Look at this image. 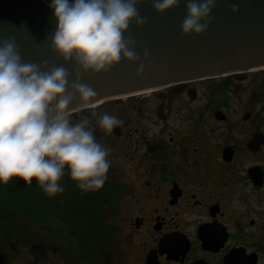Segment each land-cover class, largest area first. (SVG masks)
I'll return each mask as SVG.
<instances>
[{
    "label": "flooded vegetation",
    "instance_id": "af4514ba",
    "mask_svg": "<svg viewBox=\"0 0 264 264\" xmlns=\"http://www.w3.org/2000/svg\"><path fill=\"white\" fill-rule=\"evenodd\" d=\"M231 75L173 87L200 105L185 109L183 130L169 137L170 170L161 163L143 174L144 194L106 264H264V108L252 104L264 99L249 93L234 110L241 78ZM204 82L215 88L198 98Z\"/></svg>",
    "mask_w": 264,
    "mask_h": 264
},
{
    "label": "clouds",
    "instance_id": "9594fccd",
    "mask_svg": "<svg viewBox=\"0 0 264 264\" xmlns=\"http://www.w3.org/2000/svg\"><path fill=\"white\" fill-rule=\"evenodd\" d=\"M141 2L51 0L57 25L49 47L65 62L74 61L76 78L71 82L72 73L65 67L25 62L13 39L0 40V183L7 185L17 177L30 186L35 180L51 198L64 191L59 181L67 170L84 193L103 187L111 164L109 150L97 140L88 119L73 123L72 105L78 97L77 108L86 110L97 95L81 82L84 74L107 72L122 57L132 63L140 60L135 40L125 32L132 21L137 27L147 22L137 8ZM178 4L152 0L157 13ZM215 6L216 0H188L182 34L204 33ZM238 10V4L231 5L233 13ZM121 123L107 113L98 121L108 133Z\"/></svg>",
    "mask_w": 264,
    "mask_h": 264
},
{
    "label": "rangeland",
    "instance_id": "374dc122",
    "mask_svg": "<svg viewBox=\"0 0 264 264\" xmlns=\"http://www.w3.org/2000/svg\"><path fill=\"white\" fill-rule=\"evenodd\" d=\"M231 76L241 78L234 82L235 92L242 95L231 101L234 110L242 108L249 93H257L256 98L264 99V70ZM214 88L204 82L195 87V92L198 98H207ZM200 102L174 94L168 88L110 100L98 109L91 108L71 117L73 123L88 119L97 140L109 150L111 164L107 180L100 191H89L90 196L82 197L77 211H72L75 205L68 190L63 196L57 193L51 203L46 201L48 204L41 208V213H14L11 205H0V264H106L108 259L116 257L125 224L135 214L139 197L144 194L139 185L145 178L143 174L161 163L170 170L172 159H165L171 156L170 152L162 154L165 148L168 150L169 137L178 136L183 130L181 119L185 109H195ZM263 102L252 104L256 109L264 108ZM105 113L122 121L110 133L98 124ZM174 143L178 145V139ZM173 149L176 154L172 157L178 162L179 145ZM67 175L63 178L68 183H77ZM12 181L7 185L0 183V187H6V191ZM5 195L0 194V199L7 200Z\"/></svg>",
    "mask_w": 264,
    "mask_h": 264
},
{
    "label": "water",
    "instance_id": "95a60500",
    "mask_svg": "<svg viewBox=\"0 0 264 264\" xmlns=\"http://www.w3.org/2000/svg\"><path fill=\"white\" fill-rule=\"evenodd\" d=\"M72 2V0H70ZM188 0L157 13L152 0L137 5L147 22L130 23L125 36L136 42V63L123 57L107 72L84 74L81 82L97 93L91 107L136 93L159 91L181 83L264 68V0H216L208 29L199 35H184L181 23ZM51 0H0V40L13 39L23 61L63 66L76 78L74 61L65 62L50 47L57 21ZM239 10L231 11L232 4ZM148 57L145 59L144 51ZM141 64L143 67H141ZM77 97L73 113L79 112ZM89 109V108H88Z\"/></svg>",
    "mask_w": 264,
    "mask_h": 264
},
{
    "label": "trees",
    "instance_id": "16d2710c",
    "mask_svg": "<svg viewBox=\"0 0 264 264\" xmlns=\"http://www.w3.org/2000/svg\"><path fill=\"white\" fill-rule=\"evenodd\" d=\"M180 87L181 86L175 87L172 90L175 92H178L180 90ZM78 114L77 113L73 114L72 118L77 117ZM66 174H68L67 170H65V175ZM12 180H13L12 181L13 183L10 186H8L6 191H5L6 187H4V186L0 187V191H1L0 194H6L5 196L8 197L7 200H5V199L1 200L0 199V205H2L3 207L11 205L10 210H13L14 213L15 212L28 213V211L30 213L32 211H36L37 213H41V208H43L45 204H48L45 202L49 201L51 203V201H53L54 196L51 198L48 197L43 192V190L36 184L35 180L33 181V183L30 186L26 185L23 180H20L17 177H13ZM59 183L64 188L63 192H65L67 190L71 191L70 192V195H71L70 198L73 200L74 205H75L74 208H72V211H77V208L80 209V207H78V205L83 202V201H81L82 197L84 195H88L89 193L88 192L87 193L82 192L79 188H77L75 183H68L67 180L64 179L63 177L59 181ZM98 191H100V189H98ZM63 192L59 193V194L63 196V194H64ZM92 194L93 193H91V195ZM107 194H109V193H107ZM88 196H90V195H88ZM88 211H90V210H88ZM73 217H76V215Z\"/></svg>",
    "mask_w": 264,
    "mask_h": 264
},
{
    "label": "bare ground",
    "instance_id": "6f19581e",
    "mask_svg": "<svg viewBox=\"0 0 264 264\" xmlns=\"http://www.w3.org/2000/svg\"><path fill=\"white\" fill-rule=\"evenodd\" d=\"M152 92H155V91H148V92H145V93H136L134 96H140V95H146V94H150Z\"/></svg>",
    "mask_w": 264,
    "mask_h": 264
}]
</instances>
